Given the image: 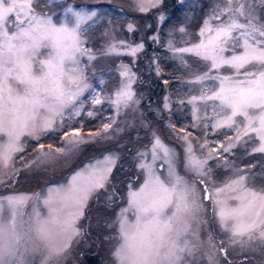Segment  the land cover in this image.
I'll list each match as a JSON object with an SVG mask.
<instances>
[{
  "label": "snow or ice",
  "instance_id": "6c2138e0",
  "mask_svg": "<svg viewBox=\"0 0 264 264\" xmlns=\"http://www.w3.org/2000/svg\"><path fill=\"white\" fill-rule=\"evenodd\" d=\"M162 2L131 0V10L147 13ZM48 4L0 0V188L13 187L21 170L54 172L78 159L85 145H103L132 131L140 141L139 129H149V143L136 149L138 175L127 184L126 206L104 221L114 229L104 237L114 242V264H264V159L244 167L229 159L241 142L252 143L247 155H264V0H212L199 42L168 41L178 70L191 72L185 83L200 86L188 103L198 121L191 127L201 130V138L194 141L187 127L166 125L183 147V173L176 149L150 128L143 113L136 118L142 97L132 88L131 68L121 65L124 79L115 98L98 92L88 75L96 60L120 54L118 46L135 56L143 44L109 42L94 51L86 45L97 12L67 5L60 21L46 11ZM178 32L189 35L185 27ZM186 53L201 62L202 72L192 71ZM197 101L205 116L209 107L214 115L201 121ZM105 102L115 114L85 132L84 121L101 119ZM209 127L233 129L235 136L210 140ZM30 145V158L17 160ZM119 160V152L106 151L42 193L0 196V264H67L81 243L91 247V233L80 221L90 201L99 204L103 197L111 210L123 199L115 186L109 189Z\"/></svg>",
  "mask_w": 264,
  "mask_h": 264
},
{
  "label": "rangeland",
  "instance_id": "374dc122",
  "mask_svg": "<svg viewBox=\"0 0 264 264\" xmlns=\"http://www.w3.org/2000/svg\"><path fill=\"white\" fill-rule=\"evenodd\" d=\"M171 1L172 0H163L158 8L150 9L147 13H140L131 10L133 7L131 0H111L110 3L106 2V0H49L46 11L53 15L54 19L58 18L60 21H63L66 19L64 7L67 5H72L77 10L80 8L95 10L99 19L95 24H92L91 29L87 33L88 44L86 45L94 51L104 47L109 42H116L119 45V42L123 41L125 44H131L133 47L137 44H143V49L137 52L135 56L127 54L128 49L126 47L118 46V52L120 54H113L96 60L92 70L88 72V75L92 77L91 82L98 92H101V94L105 96L113 94V98H115L114 91L119 87L120 81L124 79V77L120 76L119 70L121 65H126L131 68V71L135 73V82L132 88L138 96L142 97L138 105L140 112L136 113V118L138 120L140 113H143L150 128L159 132L166 145L176 149L178 153V170L183 173V147L181 142H178L170 135V129L167 128L166 125L171 123L177 129L187 127L188 131L192 133L194 141L201 138V130L191 127L193 123H198V121L195 120L193 115V105L188 103L191 96L199 95L200 86L185 83L186 80L191 78V72L183 69L178 70L179 61L173 59V53L169 51L168 41L175 38L177 46H185L182 40L199 42L197 33L203 20L210 11L212 0H176L179 6L177 11L167 8L164 9V5L170 4ZM160 15H163L165 19L161 20ZM109 21H111V24H109ZM197 21L200 22L199 26L194 27ZM130 23L133 24V31L128 30V24ZM180 27H185L189 35L181 37V34L178 32ZM105 30H108L110 33L109 36L103 35ZM153 37L157 39L154 41ZM155 48H161L163 54L155 51ZM225 55H229V53H225ZM185 57L192 65V71H196L197 69L201 72L203 71V68H200L201 62L191 53H186ZM171 61L174 63L172 64ZM93 72L95 73L94 77ZM150 78L153 80L157 79L159 82L158 89L154 92V97L159 96L157 97L158 99H156V103L150 102L149 100L152 96L148 87ZM100 80H103L104 83H99ZM205 83L211 86L214 82L206 81ZM147 101L149 102L148 104ZM165 103L168 104L167 108H165ZM209 103L211 104L212 102ZM197 106L200 108V111L197 112L196 115L201 117V121L214 115L209 107L207 109V116H205L202 102L197 101ZM97 107L101 108V106ZM145 110L149 112L147 115L149 118L145 116ZM151 112L156 114V120L150 118L149 114ZM114 114L115 109L105 102L101 108V119H86L84 121V131H94L97 126H93L90 129H87V126L90 124L99 125L102 122H106V118ZM130 116L131 114L129 118ZM185 116L187 118L184 119V121L177 122V120H181ZM118 119L122 120L124 117H119ZM178 123H181L180 127H178ZM139 134L141 137L140 141L136 140V132L132 131L126 132L116 141L103 145H85L83 153L78 159L70 162L67 166H63V164L59 165L54 172L32 171L29 173L21 170L20 176L14 186L2 190L0 196H6L12 193H26L29 195L33 193H42L47 186L55 185L62 181L74 169L86 162L88 158L100 156L101 153L106 151L119 152L120 160L113 169L111 176L112 184L109 186V189L111 190V187L115 186L118 195L123 197V199L111 210L103 206V197L99 204H97L95 200L89 202V206L85 210V218L82 219L80 223L82 226L88 227L91 233L89 243H91L92 246L88 247L84 243H81L79 247L74 249L73 256L67 261V264H84V255L90 251L92 253L91 249L97 247V250H95L93 254H98L99 263L114 264L110 254L114 242H108L104 239L105 236L111 235L114 229H107L104 225V221L114 219L115 213L119 210V207L126 206L127 184L138 175V169L136 168V161L134 159L136 149L141 148L150 141L149 129L141 128L139 129ZM207 134L210 140L226 142L229 137L235 136V131L228 128L217 131L209 127L207 129ZM249 135L254 136L255 134L250 133ZM49 142L52 141L45 139V143ZM251 147V142L247 145L241 142L233 149L234 156H229V159H234L239 167H244L249 161L257 163V161L263 159V157L257 159L258 157L255 156H258V154H253L251 156L247 155ZM31 154L32 146L30 145L25 153L18 155L17 160H19V156H25V159H28ZM210 163L213 165L215 164V162ZM17 167H21L20 163H17ZM160 171H164V169H160ZM214 171H216L215 167ZM57 178H60V180ZM54 180L56 181L53 182ZM140 182H142V180ZM138 186V183L134 184V187ZM217 186H219V183ZM205 204L208 205V214L210 216V203L205 201ZM31 207L32 204L30 202L26 206V210L31 211ZM40 210L44 211L42 205ZM213 227L215 228V224H213ZM216 233L217 235H221L218 228H216ZM221 238L224 237L221 236ZM81 252L83 255H78Z\"/></svg>",
  "mask_w": 264,
  "mask_h": 264
},
{
  "label": "trees",
  "instance_id": "16d2710c",
  "mask_svg": "<svg viewBox=\"0 0 264 264\" xmlns=\"http://www.w3.org/2000/svg\"><path fill=\"white\" fill-rule=\"evenodd\" d=\"M170 9V10H174V11H177L178 9H179V6L177 5V1L176 0H172L171 2H170V4H168V5H164V9ZM176 9V10H175ZM199 23L200 22H196V24L194 25V27H198L199 26ZM155 51H157L158 53H161V54H163V52H161V48H155L154 49ZM171 63L173 64L174 62H172L171 61ZM158 80L157 79H155V80H153L152 78H150V81L148 82V87H149V92H151V97H150V102H157L156 101V99H158L157 97H159V96H157V97H154L155 95H154V92L156 91V89H158ZM185 91L187 92V90H186V88H185ZM186 92H185V94H186ZM189 92V91H188ZM153 97V98H152ZM149 102L147 101V104H148ZM144 113H145V116L147 117V118H149L147 115H148V113L149 112H146V110L144 111ZM150 118L152 119V120H156L157 119V116H156V114L154 113V112H151L150 114ZM187 117L185 116V117H183V119H181V120H177V122H179V121H184V119H186ZM175 122V121H174ZM176 123V122H175ZM91 125V126H90ZM89 126H87V129H90L91 127H93V126H97L96 124H90ZM176 126H177V124H176ZM181 126V123H178V127H180ZM95 128V127H94ZM47 139V138H46ZM128 147H129V145H128ZM127 147V148H128ZM255 157H258L257 159H260V157H263V159H264V155H262V154H258V156H255ZM255 159V158H254ZM261 160V159H260ZM84 161V160H83ZM66 172H68V171H66ZM70 172V171H69ZM58 180H60V178H57ZM57 180V181H58ZM56 180H54L53 182H55ZM30 184V183H29ZM2 191V188H0V192ZM122 194H123V192H122ZM92 250V253H91V251L89 252V253H87V254H85L84 255V264H100L99 263V257H97L98 256V254H93L94 253V251L95 250H97V247L96 248H94V249H91Z\"/></svg>",
  "mask_w": 264,
  "mask_h": 264
},
{
  "label": "flooded vegetation",
  "instance_id": "af4514ba",
  "mask_svg": "<svg viewBox=\"0 0 264 264\" xmlns=\"http://www.w3.org/2000/svg\"><path fill=\"white\" fill-rule=\"evenodd\" d=\"M5 188H2V190H4Z\"/></svg>",
  "mask_w": 264,
  "mask_h": 264
}]
</instances>
